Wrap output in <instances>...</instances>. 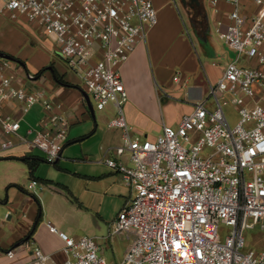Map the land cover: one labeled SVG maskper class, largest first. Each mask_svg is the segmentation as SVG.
Here are the masks:
<instances>
[{
    "label": "built area",
    "instance_id": "built-area-1",
    "mask_svg": "<svg viewBox=\"0 0 264 264\" xmlns=\"http://www.w3.org/2000/svg\"><path fill=\"white\" fill-rule=\"evenodd\" d=\"M226 1L233 7L219 35L235 56L210 84L208 97L151 139L131 133L120 69L158 23L153 0H0V15L24 16L56 43L97 109L116 105L110 123L124 130L125 141L102 161L133 193L109 232L132 236L121 264H264V249L246 242L247 230H264V0H249L252 6ZM11 61L0 56V158L22 142L55 162L69 133L66 113L41 86L19 84ZM11 100L21 101L23 112L43 106L39 126L29 128L33 138L21 135L20 119L4 112ZM230 104L237 109L235 123L225 110ZM34 186L42 185L32 180ZM221 223L229 227L222 240ZM59 234L64 264H108L97 237ZM34 253L37 262L45 257L40 246Z\"/></svg>",
    "mask_w": 264,
    "mask_h": 264
},
{
    "label": "crops",
    "instance_id": "crops-1",
    "mask_svg": "<svg viewBox=\"0 0 264 264\" xmlns=\"http://www.w3.org/2000/svg\"><path fill=\"white\" fill-rule=\"evenodd\" d=\"M153 2L158 23L149 28L146 39L139 42L120 69L128 91L124 113L131 133L151 139L161 132L164 123L177 125L195 102L208 97L210 84L217 81L226 63L235 56L229 52L228 55L230 48L219 35V30L230 21L228 14L233 7L226 0L216 4L200 0L199 11L191 9L192 26L188 19L181 18L173 0ZM246 3L252 6L249 0ZM11 21L0 15V50L22 59V63L13 60L17 63V72L35 86H41L62 105L69 120V133L61 157L53 162L58 172L45 167V162L49 161L43 150L29 149L26 143L19 142L2 152L0 264H64L67 254L60 231L73 237H97L100 253L108 264H121L132 236H110L109 232L133 193L121 174L102 161L105 156H116L125 141L124 130L110 123L117 113L116 105L109 103L99 111L94 108L93 113L76 71L69 68L68 73L44 52L48 49H39L38 53L27 50L24 54L16 51L15 33L23 41L28 35L18 32ZM194 27L203 28L202 32ZM60 57L66 61L62 55ZM51 61L64 78L76 86L60 84L51 69L36 76ZM3 108L4 112L20 119L21 135L34 137L29 128L39 126L44 115L40 103L33 104L26 112L19 100H11ZM25 156L35 162L34 169L24 160ZM32 180L44 182V187L31 188ZM50 224L55 225L57 231L52 230ZM35 246H40L45 253L38 262ZM10 249L15 251L12 257L8 255Z\"/></svg>",
    "mask_w": 264,
    "mask_h": 264
},
{
    "label": "rangeland",
    "instance_id": "rangeland-1",
    "mask_svg": "<svg viewBox=\"0 0 264 264\" xmlns=\"http://www.w3.org/2000/svg\"><path fill=\"white\" fill-rule=\"evenodd\" d=\"M205 2H208V0H205ZM173 4L175 5L177 12L179 13V15L181 16L182 19L186 18L188 19L187 21H189V24H191L192 26V18L194 16H192L193 13L191 8L186 6L184 7V4L181 2V0H173ZM9 20H11L9 17H7ZM15 27L16 30L20 33L25 32L28 35V39L26 41H23V38L21 39V37H19V34L15 33V38L14 42H13V46L16 49V51H18L20 54H24L25 51L29 50L30 52L33 51L35 53H38L39 49H48V51H44L47 55H49L52 59L57 61V64H59L60 66L64 67L65 70L68 71V73L70 72L68 69L70 68V65L68 64L67 61L63 60L60 57V53L57 50V45L54 41L51 40V38L49 36H47L46 34H44L42 32V30L40 29V26H38V24L36 23H32L30 21H28L24 16H20L18 19L12 20L11 21ZM195 30L197 29V32H202L201 27H194ZM12 38V37H11ZM211 48V47H210ZM226 48V47H225ZM227 49V48H226ZM231 51V52H230ZM230 53L231 56L235 55V52L233 50H228L227 49V53ZM18 53V54H19ZM228 53V55H229ZM16 57V56H14ZM18 59H20L19 57H16ZM22 60V59H21ZM12 67L14 69L17 70V63L12 62ZM49 66H54L56 69V64L55 62H49V64L47 65V67ZM46 67V66H44ZM43 67V68H44ZM48 70V69H47ZM17 76L20 77L21 83L24 86H35L31 80L23 78L21 76V72H17ZM23 78V79H22ZM94 108L96 109V111L98 110L95 106ZM226 113L230 118L231 123H235L238 119V114H237V109L236 107H234L233 105H227L225 107ZM99 111V110H98ZM45 167H50L52 169H54L55 172H58L57 167H55L53 162H45ZM53 176L55 177V173H53ZM40 185H42V188L44 187V182L40 181ZM42 188H40L39 186V190H41ZM228 226H226L225 224L221 223L220 227H219V236L220 239H224L225 234L228 231ZM246 242H247V246H252L255 247L257 249H264V230H260L259 225H256L255 228L253 229H249L246 231Z\"/></svg>",
    "mask_w": 264,
    "mask_h": 264
},
{
    "label": "trees",
    "instance_id": "trees-1",
    "mask_svg": "<svg viewBox=\"0 0 264 264\" xmlns=\"http://www.w3.org/2000/svg\"><path fill=\"white\" fill-rule=\"evenodd\" d=\"M47 69H51V71H52V73H53V76H54V78L60 83V84H62V85H66V86H76L75 84H73V83H71V82H69V81H67L65 78H64V76L54 67V66H49V67H44V68H42L38 73H37V75L36 76H40L45 70H47ZM78 87H80L79 85H77ZM24 160L26 161V162H28L29 163V165H30V167H31V169H34L35 168V162L30 158V157H28V156H25L24 157ZM40 215H41V212H39V217H40Z\"/></svg>",
    "mask_w": 264,
    "mask_h": 264
},
{
    "label": "water",
    "instance_id": "water-1",
    "mask_svg": "<svg viewBox=\"0 0 264 264\" xmlns=\"http://www.w3.org/2000/svg\"><path fill=\"white\" fill-rule=\"evenodd\" d=\"M182 1H183L184 4H186V2H187V0H182ZM0 56L5 57V58H8V59H11V60H15V61H17L19 63H22V61L20 59H17L13 55H11L9 53H6L4 51H1V50H0ZM83 93L85 95V98L87 100V104H88L89 108L94 113V105H93V102L91 100V97H90L89 93H87L86 91H84Z\"/></svg>",
    "mask_w": 264,
    "mask_h": 264
},
{
    "label": "flooded vegetation",
    "instance_id": "flooded-vegetation-1",
    "mask_svg": "<svg viewBox=\"0 0 264 264\" xmlns=\"http://www.w3.org/2000/svg\"><path fill=\"white\" fill-rule=\"evenodd\" d=\"M186 5L194 9V12L199 11V6L201 5L200 0H187Z\"/></svg>",
    "mask_w": 264,
    "mask_h": 264
}]
</instances>
